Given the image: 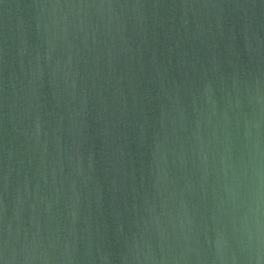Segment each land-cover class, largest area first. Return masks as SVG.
Instances as JSON below:
<instances>
[{"label": "water", "instance_id": "water-1", "mask_svg": "<svg viewBox=\"0 0 264 264\" xmlns=\"http://www.w3.org/2000/svg\"><path fill=\"white\" fill-rule=\"evenodd\" d=\"M0 264H264V0H0Z\"/></svg>", "mask_w": 264, "mask_h": 264}]
</instances>
